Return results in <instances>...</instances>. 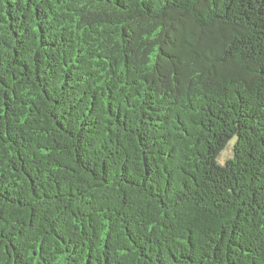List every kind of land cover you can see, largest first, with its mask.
<instances>
[{"label":"trees","instance_id":"obj_1","mask_svg":"<svg viewBox=\"0 0 264 264\" xmlns=\"http://www.w3.org/2000/svg\"><path fill=\"white\" fill-rule=\"evenodd\" d=\"M0 264H264V0H0Z\"/></svg>","mask_w":264,"mask_h":264},{"label":"rangeland","instance_id":"obj_2","mask_svg":"<svg viewBox=\"0 0 264 264\" xmlns=\"http://www.w3.org/2000/svg\"><path fill=\"white\" fill-rule=\"evenodd\" d=\"M231 146H232V144H231ZM231 146L228 147L227 149H225V150L221 153V155H220V159L218 160L220 164H223L224 161L230 157Z\"/></svg>","mask_w":264,"mask_h":264}]
</instances>
